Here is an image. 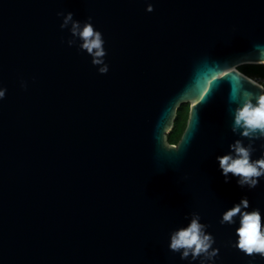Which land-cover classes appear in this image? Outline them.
<instances>
[{"label": "water", "instance_id": "obj_1", "mask_svg": "<svg viewBox=\"0 0 264 264\" xmlns=\"http://www.w3.org/2000/svg\"><path fill=\"white\" fill-rule=\"evenodd\" d=\"M60 11L92 17L107 74L68 46ZM251 64H264V0H0V264H200L169 247L194 212L215 264H264L232 246L239 216L220 223L247 196L264 226V177L225 183L217 160L249 143L229 109L234 91L264 89L238 69Z\"/></svg>", "mask_w": 264, "mask_h": 264}, {"label": "clouds", "instance_id": "obj_2", "mask_svg": "<svg viewBox=\"0 0 264 264\" xmlns=\"http://www.w3.org/2000/svg\"><path fill=\"white\" fill-rule=\"evenodd\" d=\"M146 11H154L153 4L149 3ZM57 15L63 17L61 29L71 25L70 32L73 38L68 39V46L77 45L78 38L82 41L78 45L79 49L92 56V64L99 66L100 74H107L109 65L105 63L104 59L107 55L104 48L105 41L102 32L96 30L91 23L92 17L89 16L82 25L81 21L74 19L72 12H67L65 15L63 11H60ZM21 87L26 89L27 82L22 81ZM6 92V88L0 87V100L5 98ZM207 95L208 91L205 89L204 96L192 99V107L196 109ZM239 101L240 93L238 90L230 94V103L237 104L235 109H229V112L234 116L231 130L233 133L246 138L249 143L245 146L243 139L235 140L229 146L230 151L225 155L217 156V160L225 176V183L230 182L229 174H232L238 178L239 187L247 186L249 189H254L258 186L260 178L264 177V155L258 159H252L253 152L257 150L254 147L255 141H264V89H261L259 94L244 91L243 102L240 103ZM172 147L176 148V145ZM260 148L264 149V143H261ZM249 206L250 201L247 196L242 197L238 203L223 213L220 223L235 224L236 217L239 216V227L236 228L238 241L232 246L246 255L255 256L258 254L264 258L262 214L258 208L248 211ZM208 227L209 225L201 223L199 213H192L188 226L181 227L171 233L170 250L180 252L182 260L191 256L192 261L199 259L200 264H215V258L219 255L220 250L213 248L215 238L206 231Z\"/></svg>", "mask_w": 264, "mask_h": 264}, {"label": "trees", "instance_id": "obj_3", "mask_svg": "<svg viewBox=\"0 0 264 264\" xmlns=\"http://www.w3.org/2000/svg\"><path fill=\"white\" fill-rule=\"evenodd\" d=\"M241 72L249 77H258L264 80V64L242 65L238 68ZM264 86V83H262ZM189 104H182L178 110L172 130L168 133V140L170 143L176 144L185 128L188 117Z\"/></svg>", "mask_w": 264, "mask_h": 264}, {"label": "rangeland", "instance_id": "obj_4", "mask_svg": "<svg viewBox=\"0 0 264 264\" xmlns=\"http://www.w3.org/2000/svg\"><path fill=\"white\" fill-rule=\"evenodd\" d=\"M252 78H254V79H256V80H259L260 82L264 83V80H261L260 78H258V77H256V76H254V77H252Z\"/></svg>", "mask_w": 264, "mask_h": 264}, {"label": "built area", "instance_id": "obj_5", "mask_svg": "<svg viewBox=\"0 0 264 264\" xmlns=\"http://www.w3.org/2000/svg\"><path fill=\"white\" fill-rule=\"evenodd\" d=\"M254 79V78H253ZM256 80V79H255ZM256 81H258V82H260L259 80H256ZM261 84H262V82H260Z\"/></svg>", "mask_w": 264, "mask_h": 264}, {"label": "snow or ice", "instance_id": "obj_6", "mask_svg": "<svg viewBox=\"0 0 264 264\" xmlns=\"http://www.w3.org/2000/svg\"><path fill=\"white\" fill-rule=\"evenodd\" d=\"M204 93H205V90H204ZM204 93L201 96H204Z\"/></svg>", "mask_w": 264, "mask_h": 264}, {"label": "flooded vegetation", "instance_id": "obj_7", "mask_svg": "<svg viewBox=\"0 0 264 264\" xmlns=\"http://www.w3.org/2000/svg\"><path fill=\"white\" fill-rule=\"evenodd\" d=\"M187 121V120H186Z\"/></svg>", "mask_w": 264, "mask_h": 264}]
</instances>
